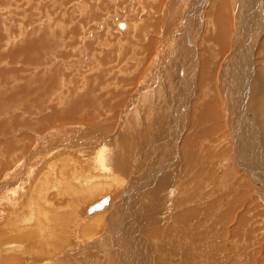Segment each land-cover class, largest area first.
I'll return each mask as SVG.
<instances>
[{
  "label": "rangeland",
  "instance_id": "obj_1",
  "mask_svg": "<svg viewBox=\"0 0 264 264\" xmlns=\"http://www.w3.org/2000/svg\"><path fill=\"white\" fill-rule=\"evenodd\" d=\"M79 1L86 5L79 6L81 4ZM166 1L0 0V42L2 41L0 43V181L8 170L16 167L17 163H19L17 167H25L28 164L27 166L30 167L28 174L31 172L30 178L34 179L41 169L48 167L47 162L55 158V153L61 151L65 153L64 150L70 152L68 148L71 147L66 148L65 144H62L54 149L55 152L42 155L45 162L35 161L37 159L31 155L32 149L34 150L41 142L43 143L40 145L44 149L48 139L47 137L45 141L42 140L45 133L60 130L62 126L68 125L91 127L106 140H99L97 134L85 140L86 143L81 149L74 148L75 153H71L82 156L79 163L85 167H70L68 172L64 171L65 177L70 175L84 180L94 176L96 173L91 168L92 165L86 163V160L90 159L85 160L87 156L84 155H91V152L96 151L95 146L101 141L109 143L106 146L111 152V157L113 156L111 167L116 170L114 174L118 176L119 183L117 187L116 184L112 185L113 188L110 186L107 187L108 189L106 186L105 189L100 188V191L88 198L97 197L91 203L84 199L88 203L83 205L81 214L78 212V220L86 215L85 209L88 204L110 195L109 203L104 207H107V212L112 210L117 202L120 203L121 209H125L124 213L121 211L117 213L121 216L123 224L119 229L121 233L123 232L119 241L123 251L119 252H125L130 260L133 256L134 264L161 263L159 255L155 253L158 252L157 249L150 244L158 233H160L158 239L160 246L167 254V264H190L189 256L192 254V248L203 235L207 237V242L203 243L206 259L210 254L227 256L229 253L227 259L231 261L238 258L237 256L242 258L244 256V261L247 258L250 264H264V196L257 194L250 177V174L258 173L255 171L257 169L264 172V108L255 113L250 106L249 95L250 86L257 82L264 83L263 75L261 80L257 75L259 66H263L262 58L258 59V56L264 50V34L257 37L254 35L253 38L248 29L244 28L241 31L242 39L245 41L248 39L252 43L251 47H248L249 67H245L247 69L245 83L248 91L245 88L241 94L239 87L243 85L242 73V77L238 76L240 82L236 88L237 96L229 105L235 109V115L236 112L238 113V117L235 116L236 123L248 116L253 133L250 128L243 127L239 132L243 140V150L248 151L253 160L247 161L239 155L237 160L234 154V142L237 137H233L227 127V107L224 102L219 105L214 96L210 97L218 104L216 116L210 118L209 122L196 121L199 117L198 113L205 105L204 99L200 98L205 92L203 89L205 85H211L220 92L219 82H221L223 87H229V94L234 93L229 81L230 79L234 81L235 74L228 72L225 64L228 57L234 56L233 46L230 45L234 40V28L230 29L228 35L229 51L224 55H218L219 74L210 81L203 80L199 76L200 69L205 71L204 66H206L208 74H211L209 72L214 69L217 58H206L207 62L204 66L198 65L199 53L203 50L208 53L202 46V37L208 34V29H203L204 14H201L200 18L197 17L196 8L200 7V10L204 6L202 10L207 9L210 0H199L200 6L198 0H180L178 4L174 0L176 7L174 9L171 7L169 15L163 18ZM250 1H247V5ZM228 2L229 0L225 1L224 5ZM256 2L257 4L254 5L251 1L248 7L242 1L244 8L241 18L245 19L247 26H252L250 29L253 28L252 16L257 19L255 8L261 7V14L264 16V0H256ZM42 3H45V6ZM47 3L57 4V9L61 7L60 12L54 13L53 6ZM7 4L10 6V14L5 9ZM216 4L218 3H213V9L217 8ZM79 7L81 11L84 8V12H81ZM48 18L52 21L48 22ZM189 18L193 22L186 34ZM230 23L235 25L232 20L228 21L227 25ZM19 24L25 27L26 33L22 34L23 31L18 28ZM37 26L41 29L53 27L55 34L51 39H55L53 43L57 42V45L52 46L51 50L38 48L41 45L46 46L44 42L49 39V35H45V41L43 38L29 40L28 36H32L31 31L34 32ZM40 40H43V44L38 42ZM27 42L31 45L35 44L36 50L32 48V53L27 52L28 47H24L26 51L21 48L22 44L29 46ZM10 48L11 55H9ZM217 49H219L218 45ZM7 51L9 53H6ZM190 52L193 55L189 54ZM242 55L246 56V53ZM136 57L142 59L144 57L138 66ZM31 58L34 63L38 60L40 64H32L33 62L29 60ZM176 58H181L182 61L180 60L179 63V59ZM168 62H171L169 68H167ZM213 62L215 65L209 68V63ZM182 78L186 84L180 83ZM162 83L171 86L170 89L183 87L189 94L183 98L184 103L179 102L178 99L174 104L170 103V114L160 113L157 117L156 102L159 100L156 93L162 87ZM241 95L242 97L246 95L244 104L236 107ZM180 97L182 98V94ZM256 107L257 105L255 110ZM59 114L64 116L59 117ZM162 125L165 129L158 133ZM87 134H91L89 129ZM90 155L88 157H91ZM140 169L144 174L149 171L147 175L157 174L160 171L161 174H167L162 184L159 185V181L152 183L159 186L158 194L152 196L149 192H138L134 197H129L127 202H122L120 200L123 196L122 189L126 186V182L132 181L130 176H135ZM55 177L58 178L57 175ZM55 177L49 176L47 179L51 181L47 182L55 181ZM149 180L151 179H148V182H151ZM143 183L145 182L140 183L143 188L152 186ZM2 187L5 186H1L0 189ZM171 187L174 188L171 195H162L168 193ZM230 191L234 194L231 195ZM230 195L236 201L233 202L232 210L227 209ZM2 213L3 211L0 217ZM179 214L184 217L182 221L177 219ZM223 219L226 221H222ZM127 223L132 225L129 227ZM8 226L10 230L11 226L9 224ZM105 226L99 230L98 236H104L105 232L104 234L102 232L106 231ZM245 230H250L252 234L244 236ZM138 232L141 236L137 234ZM196 234L200 236L196 237ZM235 234L237 236L234 239ZM215 236L220 239L218 246L221 249L213 252ZM232 239L236 245L233 251L228 244ZM103 240L106 243V239ZM113 241L108 240L104 248L93 247L88 250L86 260L111 264L109 256L103 257V252L113 248L117 240L113 239ZM125 242L128 244L126 248ZM75 248L79 247L74 246V251ZM186 253L187 257H185ZM230 253L234 255L231 256ZM75 255L69 257L68 264H82V258ZM250 255H254L252 260L248 259ZM18 262L24 264L23 258L20 257ZM236 262L244 263L239 258ZM204 264L209 262L205 260Z\"/></svg>",
  "mask_w": 264,
  "mask_h": 264
},
{
  "label": "bare ground",
  "instance_id": "obj_2",
  "mask_svg": "<svg viewBox=\"0 0 264 264\" xmlns=\"http://www.w3.org/2000/svg\"><path fill=\"white\" fill-rule=\"evenodd\" d=\"M20 1H22V0H20ZM53 1H57V0H53ZM176 1H177L176 4H178L182 0L181 1L176 0ZM225 1H227V0H210L209 7L207 9L205 8L204 10H202L204 6H202V8L200 10H199L200 7L196 8L197 9V12H196L197 17L199 16V18H200L201 14L202 15L204 14V16L202 18L203 29H208V34L203 35V37H202V46H203V48L205 47L204 49L206 51H208V53H205V51L203 50V52L199 53V56L197 59L199 61L198 65L200 64V67H201L202 65L204 66V64L207 62L206 58H209V59H211V58L216 59L217 58L216 65L214 62L209 63V65H208L209 68H211L212 66L215 65L214 69L209 72L211 74H208V71L206 70V66H204L205 71L200 69V72H199V76L203 80L206 79L207 81L208 80L210 81L213 77L216 78V74H219L218 65H219L220 59L218 58V55H221V54L224 55L229 51L228 44H230V42L228 43V35H230V29L234 28V31H233L234 32V38H233L234 40L230 44L231 46H233L232 53H234V56L228 57L225 61L226 67L228 68V72H232L235 74L233 76L234 81L232 82V79H230V81H229V86L232 87L234 93L229 94V91H230L228 89L229 87L228 88L223 87L221 82H219L220 83V89H219L220 92H217V90H215L213 88V86H211V85L210 86L205 85V87H203V89L205 90V92L207 91V93L204 92L200 97L201 99H204L205 105L201 108L200 112L198 113L199 117L196 118V121L198 122V120H206V122H209L210 118H214L216 116V113H217L216 107L218 106V104H216L213 100H211L210 97L214 96L215 99L218 101L219 105L222 102H224L226 104V107H227L226 108V111H227V115H226L227 116V120H226L227 127H228L230 133L233 135V137L234 136L237 137L236 141L234 142V144H235L234 154H235L237 160H238V155H239L242 159H245L247 161H251L253 159L249 155V152L243 150V140H242V137H241L239 130L242 127L244 129L250 128L252 133H253V128H251V125L249 124L250 122L247 118L248 116L243 118V121L239 120V122L236 123L235 116L238 117V115H237L238 113L236 112V115H235V109H232L231 105H229V103L231 100L235 99V97L237 96L236 88L238 87V83L240 82L238 80V76L242 77L243 76L242 73L244 74V76L241 80V83L243 85H241L239 87L241 89V94L244 92V90L246 88L245 77H246L247 69L245 67H247V68L249 67V63H248L249 60L247 57L248 56V47L250 48L252 43L248 39H247V41L242 39L241 31L244 28H245V30L248 29L250 34L253 35V38H255L254 35L257 37L261 34H264V16H262V14H261L262 13L261 7L255 8L254 10L256 11V14H257L256 18L257 19H255L252 16L251 20L253 21V23H252L253 28L250 29L252 26L251 25L247 26V24L245 23V19L241 18V14H242L241 12L244 8V7H242V1H244V4L247 5L248 0H229V2L226 5H224ZM251 1H252V4H254V5L257 4L256 0H255V2H254V0H251ZM251 1L249 2V5L251 4ZM24 2H25V0H24ZM174 2H175L174 0H167L165 4L163 3L164 5H166V11L164 10L165 15L162 14L163 18H165L166 16L169 15V13L171 12V9H172L171 7H173V9L176 7L175 6L176 4H174ZM214 2L218 3V4H216V6H217L216 9L212 8V5ZM48 5L53 6L52 10L54 13L57 14L60 12L61 7H60V9H57V7H58L57 4H48ZM85 5H84V3H81L79 6L84 7ZM180 5H181V3H180ZM198 5L199 6L201 5L200 1L198 2ZM249 5H247V6L249 7ZM81 7H79V9ZM87 7H88V5H87ZM90 8H91V6H90ZM156 8H157V6H156ZM219 8H220V10H219ZM5 9L8 12V14H10L9 4L6 5ZM39 9H40V7H39ZM83 9H82V11H83ZM1 11H5V10H1ZM80 11H81V9H80ZM83 14H82V16H83ZM246 15L248 16V14H246ZM82 16H81V18H82ZM1 17H3V16H1ZM83 17H85V16H83ZM52 18H54V17H52ZM81 18H79V19L81 20ZM50 19L51 18H48L49 21L48 20L47 21L51 22L52 20L50 21ZM82 20H84V18H82ZM226 20H228V21L232 20L235 25H232L231 23H230L231 25L230 24L227 25L228 21L226 22ZM192 22L193 21L190 20V18H189L186 29H185L186 34H187V30H188L189 26H191ZM236 23H237V25H236ZM39 24L40 23H37V25H39ZM199 24L201 25V23H198V25ZM122 26H123V24L121 25V27ZM227 26H229V27H227ZM18 28H21L20 31H23L22 34L26 33V31H27V30L25 31V27L22 26V24H19ZM40 31H42V32L39 34ZM46 31H48V32H46ZM67 31L68 30H66V32ZM9 32H12V30L11 31L9 30ZM31 32H32V35H33V33H35V35L28 36L29 40L32 38H38V39L43 38V40L45 41V35H47V36L49 35V39H47L48 42H47V40L44 42L46 44V46H43V45L38 46V48L40 47L41 50L42 49L51 50L52 46L57 45V42L53 43V41L55 39H53V38L51 39V36L55 34V32L53 31V27L52 28L48 27L47 29H41L39 26H37L36 30L34 32L33 31H31ZM0 35H1V33H0ZM71 35H73V34H71ZM121 35H123V34H121ZM145 35H146V33H145ZM28 38H26V39H28ZM43 40H40L38 42H41L40 44H43L42 43ZM25 42H24V44H25ZM32 42H34V41H32ZM209 42H211L212 44H210ZM6 43H7V41H6ZM28 44H29V46L28 45L24 46L22 44L23 47L21 46V48H23V50L26 51L25 50L26 48H24V47H28L27 52L30 53V51H31V53H32L31 49L36 48L35 44H32V45H31V43H28ZM60 44H61V42H60ZM103 44L105 45V42ZM217 45H218L219 49H217ZM6 46L8 47V45H6ZM64 48H65V46H64ZM56 49H58V48H56ZM18 50L21 51L19 48H18ZM18 50H17V52H18ZM10 51H11V48H10L9 52ZM9 52L7 51L6 53H9ZM11 53L12 52H10L9 55H11ZM19 53L20 52H18V54ZM244 53H246V56L242 55ZM105 54H106V52H105ZM189 54H192V53L190 52ZM9 55H7V56H9ZM21 55H22V53H21ZM260 57L262 58V65L263 66H259L258 71H257V75H259V80L262 79V75L264 77V50L262 51L261 55L258 56V59H260ZM38 58H40V57H38ZM32 59L33 58H31L29 60L32 61ZM136 59L138 61V63H137V66H138L143 61L144 57H143V59L140 57H136ZM176 59H179V63H180V60L182 61L181 58H176ZM9 60H10V58H9ZM37 61L38 60H36L35 63H37V65H39L40 62L38 63ZM35 63L33 62L32 64H35ZM170 63L171 62L167 63V66H168L167 68H169ZM178 65H180V64H178ZM257 67H258V65H257ZM1 68H3V67H1ZM36 68H39V67H36ZM167 68H166V72H167ZM222 73H224V72H222ZM222 73H220V74H222ZM164 75H165V73H164ZM180 83L186 84V82L183 78L180 79ZM161 86L162 87L159 88V90L156 93L157 100H159V102H156L158 104L157 117L160 113L170 114V112H171L170 111V103L174 104L176 99H178L179 102H183V98L186 96V94L187 95L189 94L188 92H185L183 87L170 89L171 86H168V85L163 84V83L161 84ZM250 88H251V92H250L251 94L249 93V95H250V106L254 110L255 113L260 112V109L264 108V102H263L264 101V83H260V82L254 83L252 86H250ZM246 90L248 91V88H246ZM239 93H240V91H239ZM181 94H182V98L180 97ZM245 99H246V95H245V97H242V95H241L240 100L236 102L235 106L238 107L240 104H244ZM256 105H257V107L255 110ZM229 108L231 111H229ZM236 110L238 111V109H236ZM58 112H60V111H58ZM67 115H69V114H67ZM63 116L64 115L59 114V117H63ZM219 117H221L220 114H219ZM241 122H242V124H241ZM83 127H82V125L81 126H79V125H70L69 126L68 125L67 127L62 126L60 130H54L53 132L49 131L48 133L44 134V137H42V140L45 141V139L48 137V139L46 140L44 149H42V147H41V145H42L41 143H43V142L40 143L41 145L38 144L34 150L32 149L31 155L34 156V158L36 157L37 160H35V161H37V162L38 161L39 162L44 161L45 162L44 158H42V155L44 154L46 156V155H48L47 153L50 154L51 152H55L54 149H56V147H58L59 145L65 144L64 146H66V148H68V147H71V148H68L70 150L69 153L66 152L67 150H64L65 153H63L62 151L55 153V155H56L55 158L53 160H50L49 162H47L48 167H44L43 169H41V171L37 170L39 172H38V175L36 177L33 175L35 177L34 179L30 178L31 172L28 174V170L30 168L27 166L28 164H26L25 167L24 166L23 167H19V166L17 167V165L19 164V163H17L16 167H13L12 169H10L11 171L8 170L6 172L7 174L3 177V180L0 181V187L5 186V187H2V189H0V200H1L0 201V213H1V211H3V213H2L3 215L0 217V260L2 259L0 264H19L18 259H20V257L23 258L24 264H32V262L35 264H68L69 257L71 255L73 256L74 254H76L75 256H77L78 258H82V260H83L82 264H101L98 261L97 262H89L86 260L88 250H91L93 247L104 248L106 243H108V240H110V239L112 241H113V239L115 241L117 240V242L113 245L114 249L113 248L107 249L103 252L104 256L102 255V253H101V255L103 257H106L108 255L109 261H111V264H134L133 260H132L133 256L130 257L131 258V260H130L129 258H127V255L124 254L125 252L124 253L119 252L120 250L123 251V249H121V245L119 243L120 237L123 233V232L121 233V231L119 229L122 228L121 226L123 224H122L121 216L117 213L120 211L123 213L125 212V209L120 208L119 202H117L114 205V208L112 210L107 212L108 211L107 207L106 208H104V207L106 205H108V203H109L108 200L110 198V195H108L107 202L102 207L91 209V208H89V206L91 204L90 205L88 204L87 205L88 207H86V209L84 208L86 210V212L84 211L86 215H84L82 217L84 220L83 219L78 220V217H79L78 212L80 213L83 205L88 203L84 199H87L89 201V203H91V201L96 200L97 197L95 196L92 199H88V198L93 196V194H96L98 191H100V188L105 189V186H106V188L109 186L111 188L112 185H116V184H117L116 185V187H117L118 183H119V179L117 178L118 176L116 174H114V172L116 170H114V167H111L112 161H113V158H112L113 156L111 157V152H110L109 148L106 146L109 143H104L101 141L95 146V148L97 147L96 151L91 152V155L89 154L91 157H88L89 155H87V154L84 155V156H87V157H85V160L87 158L90 159L89 161H91V162L86 160V163H90L89 165H92L91 168L95 171L96 174L94 176H89V177L85 178L84 180H80L77 177H71L70 175H66V177H65L64 171L68 172L70 167H85L84 165H81V163H79L82 156L80 157V156L73 155L72 153H75V151L73 149L74 148H80L81 149L86 143L85 140H88V138L93 137L94 135L98 134V132L93 130L91 127L90 128H87L85 126H83ZM88 129L91 132V134H87ZM164 129H165V127L162 125L158 129V133L163 132ZM101 137L102 136H100L99 134L97 135V138L99 140L104 141L103 139H105V138H101ZM103 137H105V136H103ZM52 138L54 140H52ZM233 139H235V138H233ZM233 139H231V140H233ZM183 146H185V144ZM252 150L254 151V149H252ZM48 158L49 157L47 156V159ZM86 163H85V165H86ZM13 166H15V165H13ZM150 169L153 170V168H150ZM37 171H36V173H37ZM255 171L260 173V175L258 173L257 174L256 173L250 174V177L252 179L251 184H253V186L255 187V191L258 192L257 194H260V196H264V172H262V170H260V169H257ZM147 173H149V171ZM147 173L144 174L143 170L140 169V170H138V172H136L135 176L134 175L130 176V180L132 179V181H130V182L128 181L129 183L126 182V186L121 191L123 193V194H121L123 196L120 199L122 202H127V199L129 197H134L138 192L139 193L140 192L141 193L142 192H147V193L149 192L150 195H152V196H156V194H158L159 186L158 185H152V183L154 181H159L158 184L159 185L162 184V181L166 177L167 174H164V173L161 174V171H160V173H157V174L151 173V174L147 175ZM12 175H15V177H11ZM55 175H57L58 178H56ZM49 176L55 177L57 181L55 180L51 183H48L47 181H51V180H48ZM23 177H24V179H22ZM141 177H144V178H142L143 180L141 179ZM148 179H151V180H149L151 182H148ZM9 180H11L12 182H9ZM136 181H138V182H136ZM142 182H145L147 184L149 183L150 186L151 185L152 186L148 187V188H146V186H145L143 188V186H140V183H142ZM5 183H7V184L5 185ZM145 183H143V184H145ZM173 190H174V188L171 187V189L169 188L168 193H164L162 195L169 196L172 194ZM226 192L228 194L227 190H226ZM229 193L231 195L234 194L231 191ZM110 194H112V193H110ZM231 195H230V198L228 197L230 199L229 200L230 202L227 201V202H229L227 204V209H230V210H232L234 207L233 202L234 203L236 202V201H234L235 199L232 198L233 196L231 197ZM243 197H244V194H243ZM263 200H264V198H263ZM3 201H4V203H3ZM164 204H165V202H164ZM87 214H91V215H87ZM22 217H24L25 219L23 220ZM183 218L184 217L180 214L177 217L178 221H182ZM222 221L225 222L226 220L223 219ZM106 222H107V224H105ZM8 224L11 226L10 230H9ZM104 225H106L105 226L106 231L102 232V234H104V232H105L104 236L102 234H100L102 236H98L97 234H98L99 230ZM127 225L128 226L132 225V223H127ZM249 229H251V228H249ZM233 231H235V228L233 229ZM233 233H236V232H233ZM250 233H251L250 230H245L243 235L248 236V235L252 234V233L251 234ZM137 234L139 236H141V234L139 232ZM159 236H160V233H158L153 238V241H150V244H151V247L154 246L157 249L158 252H155V253L158 254L160 257V261H161L160 264H167V254H166L165 250L163 248H161V246H160V241H158ZM199 236H200L199 234H196V237H199ZM236 236L237 235L235 234L234 239L236 238ZM104 238L106 239V241H105L106 243H104V240H103ZM15 239L20 240V242H16ZM125 241H126V238H125ZM206 242H207V237H206V235H203L202 238L198 241V243L195 244V246H193L192 254L189 256L190 257V264H204L205 260H207L209 262V264H239V262H236V259H238V258L242 261V263L244 262L245 264H250L249 260L247 262V258H246V261H244V259H243V258H245L244 256H243V258L241 256H237L238 258H236V259L234 258L233 261L228 260L227 258L230 256V255H228L229 253L227 254V256L222 255V254L217 255V256H213L212 254H210V255H208V257L206 259V258H204V252H203L204 248H205V247H203V243H206ZM34 244H37V245L35 246ZM219 244H220V239H217V236H215L214 241H213V252H216V251L221 249L218 246ZM228 244L231 247L230 250L233 251L235 241H233V239H232L231 241H228ZM246 245L250 246L251 244H246ZM74 246L79 247V248L78 249L75 248L76 250L74 251ZM126 247H128L127 242H125V248ZM201 247H203V248H201ZM106 248H107V246H106ZM237 248H241V247H237ZM242 250H243V247H242ZM245 251H247V250H245ZM254 251L253 252L256 254V250H254ZM239 253H240V251H239ZM248 254H251V253H248ZM233 255L231 254V256H233ZM102 256H101V258H102ZM187 256H188V254L186 253L185 257H187ZM216 257L218 259H216ZM253 258H254V255H250L248 259L252 260ZM106 259H108V258H106Z\"/></svg>",
  "mask_w": 264,
  "mask_h": 264
},
{
  "label": "water",
  "instance_id": "obj_3",
  "mask_svg": "<svg viewBox=\"0 0 264 264\" xmlns=\"http://www.w3.org/2000/svg\"><path fill=\"white\" fill-rule=\"evenodd\" d=\"M108 196H103L100 199H98L97 201L93 202L89 208H99L102 207L106 202H107Z\"/></svg>",
  "mask_w": 264,
  "mask_h": 264
},
{
  "label": "crops",
  "instance_id": "obj_4",
  "mask_svg": "<svg viewBox=\"0 0 264 264\" xmlns=\"http://www.w3.org/2000/svg\"><path fill=\"white\" fill-rule=\"evenodd\" d=\"M33 36V35H32ZM41 50V49H40ZM43 50V49H42Z\"/></svg>",
  "mask_w": 264,
  "mask_h": 264
}]
</instances>
